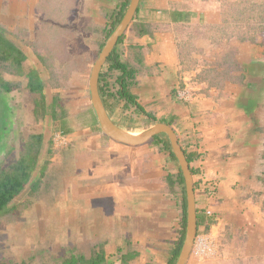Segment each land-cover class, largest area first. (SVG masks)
<instances>
[{"label": "crops", "instance_id": "obj_1", "mask_svg": "<svg viewBox=\"0 0 264 264\" xmlns=\"http://www.w3.org/2000/svg\"><path fill=\"white\" fill-rule=\"evenodd\" d=\"M120 1L0 0V24L24 41V71L40 70L48 103L64 93L41 72L56 62L32 51L33 42H42V29L51 39L63 31L59 51L56 44L47 46L56 58L81 62L68 65L66 77L76 84L66 93L72 95L63 104L66 115L57 119L36 117L34 100H23L30 92L26 75H5L17 83L7 91L17 95L20 121L14 123L29 131L25 137L42 133L45 147L53 149L38 193H31L40 174L35 172L19 195L27 203L25 227L15 236L19 263L64 264L81 257L102 264H167L180 237L182 209L168 180L176 163L152 143L128 145L105 134L86 93L103 28ZM235 1L141 0L123 44L125 57L139 70L133 88L138 101L158 119L172 121L182 147L195 156L198 230L217 236L220 257L207 263L191 255L186 264H264V184L258 179L264 169V48L259 37L241 40L230 31ZM135 23H147L151 31L140 35ZM84 41L90 42L86 50ZM230 48L243 69L234 75L243 74V81L218 88L198 80ZM184 86L193 93L189 100L176 96ZM29 123L36 129L29 130ZM56 131L66 136L64 149L52 145Z\"/></svg>", "mask_w": 264, "mask_h": 264}, {"label": "trees", "instance_id": "obj_2", "mask_svg": "<svg viewBox=\"0 0 264 264\" xmlns=\"http://www.w3.org/2000/svg\"><path fill=\"white\" fill-rule=\"evenodd\" d=\"M246 0H237L232 6L233 12L231 19L236 20L238 14H243L245 6L242 3ZM131 0H121L117 8L110 14L107 25L103 28L104 42L100 44L98 53L101 52L105 41L114 32L116 27L122 21ZM138 34L149 33L150 27L147 23H135ZM249 36L243 34L239 37L241 40L248 39ZM126 32L119 38V41L112 53L108 57L101 73L99 80V90L106 109L111 118L121 127L133 131L138 124V118L144 117L148 124L154 122H163L172 125V121L165 118H157L153 113L138 101V96L133 92V88L138 86L139 81L137 75L139 70L125 57L124 42ZM250 38V37H249ZM253 39V38H252ZM236 49L230 48L228 52L223 54L216 62L217 66L212 64L209 68H205L198 80L208 82L212 86L222 88L226 81L242 82L243 74H235L243 70L240 62L236 58ZM27 59V55L22 47V41L18 39V35L13 34L7 27L0 24V87L6 91H12L17 83L6 79V74L26 75L28 77L27 89L36 94L34 99V114L36 117H45L52 115L54 119L62 118L66 115L61 103V97L55 96L54 100L48 103L46 94L44 93L45 84L40 76L39 71L31 70L25 73L23 64ZM54 85H60L54 82ZM121 111V119L114 118L118 111ZM93 118L96 123L98 118L95 110L92 107ZM264 132V127L261 129ZM44 135L42 133H31L22 139L20 152L16 155L15 145L10 143L5 152V158L0 162V223L16 220L20 215L26 202L15 204V198L26 188L30 183L35 172L40 173L37 181L32 185L31 193L37 194L43 179L48 173L49 159L52 153L51 144L45 147ZM149 143L157 146L161 152L167 153L169 159L174 161L177 169L174 173H170L168 180L170 185L178 194L180 206L182 209L180 237L173 250L172 257L167 264H176L180 255L182 245L186 235L187 224V195L185 187V179L178 159L173 153L171 142L166 133L155 135ZM187 159L191 165L195 156L189 153L184 148ZM264 164V151L262 152ZM192 173L197 172L191 167ZM258 179L264 184V169ZM264 210V200L262 202ZM208 225L210 221L207 222ZM198 221V227H199ZM207 225V230L209 229ZM198 233L200 231L198 230ZM102 264L103 261L98 258L86 261L83 258L73 257L72 260L66 261L64 264ZM0 264H28L25 262L19 263L13 258L3 256L0 258Z\"/></svg>", "mask_w": 264, "mask_h": 264}, {"label": "rangeland", "instance_id": "obj_3", "mask_svg": "<svg viewBox=\"0 0 264 264\" xmlns=\"http://www.w3.org/2000/svg\"><path fill=\"white\" fill-rule=\"evenodd\" d=\"M62 1L63 0H61V2ZM46 2H48V0H46ZM242 6H245L244 13L238 14L236 20L231 19L232 24L234 23L232 26L235 28V30H230V31H232L233 35L237 36V38H239L243 34H245L249 37H252L253 39H255V38L257 39L259 37V41H261L260 45H261V47L264 48V0H246L245 2L242 3ZM230 25H231V23H230ZM59 31H62V29L56 30L55 35L52 36L53 38L51 39L50 31L48 29H45V28L42 29V31L40 32V35L42 37L41 38L42 42L41 43L37 42V41L33 42L31 44V48H32V51L40 58V60L42 59V60L48 61V60L53 59L52 61L56 62V63H53V67L51 69H47V68L42 67L41 72L44 71V74L49 76L47 79L50 83H52V82L53 83L58 82L59 84L61 83L59 88H62V93H64V96L63 97L59 96V97L62 98L61 103L65 104V106H66V103H68L69 97L72 96L71 94H66V93H68L73 88V86H75V84H76V79H71V78L66 77L67 72H69L71 70V68L68 65L70 64V62L73 63V65L74 64H80L81 62L75 63L74 61H69V57L72 58V56L62 55V56L56 58L54 53L52 54L50 52V50H47L53 44H56L55 48L53 47L55 49V51H59L60 47L62 48V45L59 42V39H60ZM227 34H228V31H227ZM17 35H18V39H20L19 34H17ZM74 39H75L74 43L78 44V42H75L76 41V33H75ZM103 42H104V37L101 40V43H103ZM43 43H46L47 45L43 44ZM80 45L83 46V48H81V49L86 50L88 48V46H90V42L84 41ZM254 45L255 44L251 45L252 47L250 50H252V52H254V50L256 49V47ZM47 46H49V48H47ZM68 48L71 49L70 47H68ZM78 49H80V48L78 47ZM99 49H100V45H99ZM99 54L100 53L97 52L93 56V62L91 63L92 67L89 69V72L87 70L89 77L91 76L93 66H94L96 60L98 59ZM255 55L258 56V53L256 52ZM216 62L211 63V65L214 64L217 66ZM50 65H52V64L50 63ZM66 68L67 69L70 68V69H68V71H67ZM63 77H65V78H63ZM87 80L89 82V88H90V78H87ZM86 93L87 94L89 93L90 98H91L90 89H89V92H86ZM16 97H17V95L12 97L11 93L5 91V89L0 87V162H2L4 160L5 152L8 149L10 143L15 145L16 153H14V154L17 155L20 152L21 145H22V139L27 135L26 133L29 132L28 130H26V129L24 130L22 127H20V124L14 123L15 121H17V122L20 121V116L18 115L19 113L16 110V107L14 105V101H15ZM34 97H35V95H33L32 93L24 92L23 100L27 101V103L29 102V104H30L33 102ZM90 101H91V105H92V100L90 99ZM63 107H64V105H63ZM120 112L121 111L119 110L118 114H116L114 116V118H116L117 120L121 119L120 118L121 117ZM32 119L34 120V118H32ZM138 119H139L138 124L135 127L133 132H136V133L145 132L146 130H143V128H145L147 126L148 122L146 121V119H144V117H140ZM35 124L36 123H29V126H30L29 130L36 129ZM51 142H52V145L54 147L55 145L53 143L52 138H51ZM66 146L67 145L63 146V149ZM60 148H62V147H60ZM19 195L15 198V201H14V203L17 205L22 204L19 201V199H20ZM25 208L23 207V210L21 211L18 218H16V220L11 221V222L4 221V222L0 223V258H2L3 256H5L7 258L14 257L13 259L20 261V259H19L20 258L19 257V246H18V242L16 241L15 236L17 234L16 231H19L20 229H23L25 227L22 224V223H25V221H26L25 220L23 222V216H22ZM219 257H220V254L215 255L214 257H211L210 259H204V260H207V263H208V262H212L215 259L218 260ZM194 259L198 260L195 257H194ZM201 261L203 262V260H201ZM221 263H223V262H221ZM28 264H30V263H28ZM213 264H220V263H219V261H214Z\"/></svg>", "mask_w": 264, "mask_h": 264}, {"label": "water", "instance_id": "obj_4", "mask_svg": "<svg viewBox=\"0 0 264 264\" xmlns=\"http://www.w3.org/2000/svg\"><path fill=\"white\" fill-rule=\"evenodd\" d=\"M140 1L141 0H131L122 21L106 40L105 45L103 46L98 59L93 66L90 76L91 100L101 129L105 134L118 142L128 145H140L149 142L157 134L166 133L168 135L173 153L178 159L185 179L187 195L186 235L176 264H186L191 256L194 241L198 234V216L193 173L184 148L179 141L177 132L171 125L163 122L155 123L145 132L136 134L119 126L113 118L110 117L99 90L100 73L108 57L117 45L119 38L126 32L134 19V15L138 10Z\"/></svg>", "mask_w": 264, "mask_h": 264}, {"label": "built area", "instance_id": "obj_5", "mask_svg": "<svg viewBox=\"0 0 264 264\" xmlns=\"http://www.w3.org/2000/svg\"><path fill=\"white\" fill-rule=\"evenodd\" d=\"M177 98L180 100H189L192 97V91L184 86L177 88ZM53 143L56 147H63L68 144L66 136L62 131H56L52 136ZM216 184L213 185L212 191L215 190ZM217 236L211 235V233H198L191 255L199 260L210 259L218 253L219 243Z\"/></svg>", "mask_w": 264, "mask_h": 264}, {"label": "bare ground", "instance_id": "obj_6", "mask_svg": "<svg viewBox=\"0 0 264 264\" xmlns=\"http://www.w3.org/2000/svg\"><path fill=\"white\" fill-rule=\"evenodd\" d=\"M134 134H136V133L134 132Z\"/></svg>", "mask_w": 264, "mask_h": 264}]
</instances>
